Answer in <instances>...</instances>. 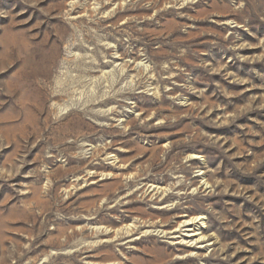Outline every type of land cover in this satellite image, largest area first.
Instances as JSON below:
<instances>
[{
  "label": "rangeland",
  "instance_id": "obj_1",
  "mask_svg": "<svg viewBox=\"0 0 264 264\" xmlns=\"http://www.w3.org/2000/svg\"><path fill=\"white\" fill-rule=\"evenodd\" d=\"M0 264H264V0H0Z\"/></svg>",
  "mask_w": 264,
  "mask_h": 264
}]
</instances>
